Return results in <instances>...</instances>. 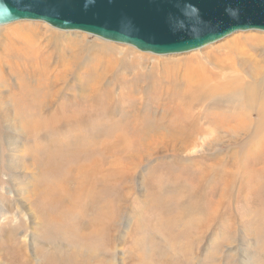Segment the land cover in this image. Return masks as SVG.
<instances>
[{
  "label": "rangeland",
  "instance_id": "rangeland-1",
  "mask_svg": "<svg viewBox=\"0 0 264 264\" xmlns=\"http://www.w3.org/2000/svg\"><path fill=\"white\" fill-rule=\"evenodd\" d=\"M230 46L246 51V85L180 113L183 70L215 69L207 58ZM262 106L264 31L160 55L39 20L0 25V264H264ZM83 163L98 169L84 205L66 182Z\"/></svg>",
  "mask_w": 264,
  "mask_h": 264
},
{
  "label": "water",
  "instance_id": "water-1",
  "mask_svg": "<svg viewBox=\"0 0 264 264\" xmlns=\"http://www.w3.org/2000/svg\"><path fill=\"white\" fill-rule=\"evenodd\" d=\"M18 20L168 55L236 32L264 31V0H0V25Z\"/></svg>",
  "mask_w": 264,
  "mask_h": 264
},
{
  "label": "bare ground",
  "instance_id": "bare-ground-1",
  "mask_svg": "<svg viewBox=\"0 0 264 264\" xmlns=\"http://www.w3.org/2000/svg\"><path fill=\"white\" fill-rule=\"evenodd\" d=\"M245 49L242 47H235V46H230L228 47L227 51L221 50L220 52L216 53L213 56L208 57L207 59H210V62L214 64L215 69H211L207 63H198L200 71L198 72H192L191 70L195 67V65H189L187 66L183 71L188 72L185 77V80H180L178 83H176L174 86L175 89L179 90V95L182 97V100H184L183 103L178 101L179 103V112L183 114H188L189 110L195 107V104L200 102L201 100L204 99H214L217 96H221L224 94L223 90L230 89L234 86H242L243 84L246 85V80L242 77L243 75V68H246L245 64L243 63L242 65L238 64V61L242 59L243 54L245 53ZM242 62V61H241ZM258 67V66H257ZM256 68V67H254ZM257 70V69H256ZM248 72V71H247ZM249 75H254L249 71ZM176 74H178L176 72ZM180 77L181 75L178 74ZM170 77V76H169ZM157 78L161 79V82L166 81V76L165 75H159ZM164 86H162L163 88ZM172 86L168 87L171 88ZM9 88V87H8ZM91 89V88H90ZM94 89V88H93ZM10 90V89H9ZM252 90V89H251ZM90 91V90H89ZM92 93V91H90ZM262 92V91H261ZM11 93V92H10ZM9 93V94H10ZM27 93L30 94L33 98H37L34 96V90H31L28 88ZM250 93V90H249ZM256 93V92H255ZM93 94V93H92ZM11 95V94H10ZM252 97V96H251ZM11 99V98H10ZM15 98H12L14 100ZM15 101V100H14ZM9 102V101H8ZM40 103H38V106H41L44 103V100H39ZM176 102V100H175ZM252 102V101H251ZM18 103V102H16ZM48 103V102H47ZM24 105V104H23ZM25 106V105H24ZM252 106L253 103H252ZM76 107V106H75ZM247 107V110H249V107ZM46 108V107H45ZM255 109L253 107H250V109ZM15 109V107H14ZM18 109V108H16ZM15 109V110H16ZM16 112V111H15ZM24 112V111H23ZM44 112V111H43ZM48 112V111H47ZM248 112V111H246ZM245 112V113H246ZM251 112V111H250ZM19 114V112H17ZM42 113V112H41ZM49 113V112H48ZM260 116H264V107L262 106L261 110L258 112ZM13 114V113H12ZM21 114V112H20ZM167 114V113H166ZM48 115V114H47ZM77 115V114H76ZM244 115V114H243ZM245 115H248L247 113ZM18 116V115H17ZM79 116V115H78ZM161 115L157 120L162 119ZM1 117V116H0ZM26 117V116H25ZM246 117V116H245ZM82 118V116L80 117ZM263 119V117H261ZM260 118V119H261ZM244 119V118H243ZM1 120V118H0ZM195 120V119H194ZM2 122V121H1ZM259 122V121H258ZM38 123V122H36ZM151 123V122H150ZM157 123V122H156ZM156 123H151L150 126H153ZM185 122H177L173 125H168L169 128L172 129H186V128H197L196 126H186L184 124ZM171 124V123H170ZM34 125V124H33ZM39 126V124H38ZM145 127H149V123L145 124ZM48 128V127H47ZM49 131V130H48ZM177 134V132H174ZM78 137V136H77ZM80 137V136H79ZM93 139V138H92ZM91 139V140H92ZM29 140V139H28ZM94 141V140H93ZM92 143V142H91ZM94 146V145H93ZM92 146V147H93ZM95 149V148H94ZM72 150V149H71ZM107 151V150H106ZM108 152V151H107ZM76 153V152H75ZM81 154V153H80ZM91 154V153H90ZM79 157V156H78ZM86 159V158H85ZM75 160V159H73ZM91 162H96L95 160L90 161ZM69 167V166H68ZM69 169V168H68ZM98 173V169H94L92 173L90 174L88 172V166L87 164H79L76 168H70L69 169V175L66 179L67 183H72V184H78V188L76 189L77 192V198L79 200L80 204L85 203L86 201V195H88L91 192L92 186L95 185L97 182L92 183L91 178L92 176H96ZM63 194V196L66 199L67 196H71V192H69L67 189H62L60 192ZM63 198V199H64ZM67 211H73V210H67ZM97 211V210H94ZM93 211V212H94ZM92 212V213H93ZM57 214V213H56ZM60 214V213H59ZM94 214V213H93ZM86 215L84 212H82L81 217L85 218ZM182 216V215H181ZM180 217V216H179ZM181 218V217H180ZM48 220L50 218H47ZM99 218L94 217V222L97 221ZM178 219V218H176ZM182 219V218H181ZM181 219H178L181 221ZM52 220V219H51ZM172 222L176 221L171 219ZM91 221V219H90ZM45 222H48L45 220ZM171 222V221H170ZM169 222V223H170ZM186 222V221H185ZM49 223V222H48ZM47 223V224H48ZM52 223V222H51ZM90 223V222H89ZM183 223V222H182ZM174 224V223H173ZM19 225V224H18ZM24 225V224H23ZM95 226V223L93 224ZM181 225V224H180ZM179 225V226H180ZM53 226V225H52ZM177 226V225H176ZM15 227V226H14ZM47 227V226H46ZM54 227V226H53ZM98 226L91 227L92 229L90 230L91 234H96L98 233L97 230ZM52 228V227H51ZM55 228V227H54ZM85 228V227H84ZM49 229V228H48ZM15 230V229H14ZM64 230V229H63ZM82 230V229H81ZM179 230V229H178ZM14 232V231H13ZM17 232V231H16ZM82 232V231H81ZM80 232V233H81ZM74 233V232H73ZM76 234V233H75ZM172 234V233H171ZM174 235V234H172ZM97 237V236H96ZM87 238V232L85 233V236L83 237V240ZM172 238V237H171ZM176 238V237H175ZM197 238V237H196ZM198 239V238H197ZM11 240V238H10ZM169 241V239H168ZM97 243V242H96ZM95 243V244H96ZM83 244V243H82ZM99 245V244H98ZM176 245V244H175ZM180 246V245H179ZM178 247V246H177ZM22 248V246L20 247ZM176 248V247H175ZM262 248V247H261ZM173 249V248H172ZM21 250V249H20ZM58 250V249H56ZM59 251V250H58ZM57 251V252H58ZM169 251V250H168ZM176 251V250H175ZM50 252V251H49ZM64 252V251H63ZM167 252V251H166ZM178 252V251H177ZM172 253V252H171ZM174 253V252H173ZM63 255V254H62ZM215 256V255H214ZM175 257V255H174ZM190 257V256H189ZM177 259V258H176ZM215 259V258H214ZM205 260V259H204ZM207 260V259H206ZM85 262V261H84ZM191 262V261H190ZM216 262V261H215ZM218 262V261H217ZM56 264H76L75 261L73 260H67L65 262L59 261L58 263L55 262ZM86 263V262H85ZM219 263V262H218ZM83 264V262H82ZM214 264V263H213ZM221 264V263H220Z\"/></svg>",
  "mask_w": 264,
  "mask_h": 264
},
{
  "label": "clouds",
  "instance_id": "clouds-1",
  "mask_svg": "<svg viewBox=\"0 0 264 264\" xmlns=\"http://www.w3.org/2000/svg\"><path fill=\"white\" fill-rule=\"evenodd\" d=\"M229 14L236 15L238 14V10H229Z\"/></svg>",
  "mask_w": 264,
  "mask_h": 264
}]
</instances>
